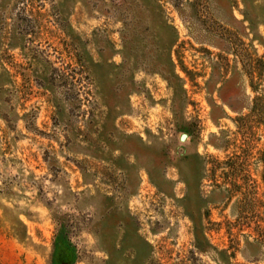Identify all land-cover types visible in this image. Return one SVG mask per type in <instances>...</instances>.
<instances>
[{
    "label": "rangeland",
    "instance_id": "obj_1",
    "mask_svg": "<svg viewBox=\"0 0 264 264\" xmlns=\"http://www.w3.org/2000/svg\"><path fill=\"white\" fill-rule=\"evenodd\" d=\"M0 264H264V0H0Z\"/></svg>",
    "mask_w": 264,
    "mask_h": 264
},
{
    "label": "trees",
    "instance_id": "obj_2",
    "mask_svg": "<svg viewBox=\"0 0 264 264\" xmlns=\"http://www.w3.org/2000/svg\"><path fill=\"white\" fill-rule=\"evenodd\" d=\"M64 247H67V243L61 237H59L56 243V261L61 255V252L63 251Z\"/></svg>",
    "mask_w": 264,
    "mask_h": 264
},
{
    "label": "water",
    "instance_id": "obj_3",
    "mask_svg": "<svg viewBox=\"0 0 264 264\" xmlns=\"http://www.w3.org/2000/svg\"><path fill=\"white\" fill-rule=\"evenodd\" d=\"M185 137H186V136L184 135V136L182 137V140H184V139H185Z\"/></svg>",
    "mask_w": 264,
    "mask_h": 264
}]
</instances>
